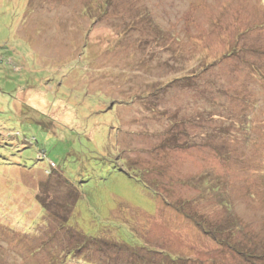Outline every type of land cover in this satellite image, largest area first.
Here are the masks:
<instances>
[{
	"label": "rangeland",
	"instance_id": "1",
	"mask_svg": "<svg viewBox=\"0 0 264 264\" xmlns=\"http://www.w3.org/2000/svg\"><path fill=\"white\" fill-rule=\"evenodd\" d=\"M0 264H264V0H0Z\"/></svg>",
	"mask_w": 264,
	"mask_h": 264
},
{
	"label": "trees",
	"instance_id": "2",
	"mask_svg": "<svg viewBox=\"0 0 264 264\" xmlns=\"http://www.w3.org/2000/svg\"><path fill=\"white\" fill-rule=\"evenodd\" d=\"M6 164V163H5ZM8 165V164H7ZM38 195H41L40 193H38ZM196 222H197V225H199L201 228H202V230L205 232V233H210V232H208L207 231V229H205V227H204V224H203V222H205V221H203V220H200V219H198V217H197V220H195ZM71 224V223H70ZM67 225V224H66ZM65 226V225H64ZM70 226V225H69ZM65 227H67V226H65ZM67 228H69V227H67ZM78 231V230H77ZM88 237V236H87ZM89 238H91V237H89ZM214 238H215V240H217V236H214ZM92 240H96V239H102V238H99V237H97V238H91ZM103 240H104V238H103ZM218 242H220L221 244H224V245H226L225 243H223V240H222V242L220 241V240H217ZM177 257V256H176ZM180 258H183L182 256L180 257V256H178L177 258H175V257H173V259L174 260H177V259H180Z\"/></svg>",
	"mask_w": 264,
	"mask_h": 264
}]
</instances>
